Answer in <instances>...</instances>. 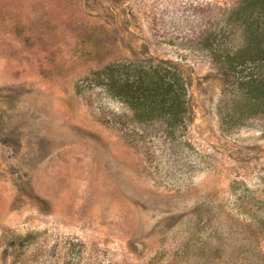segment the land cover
I'll return each mask as SVG.
<instances>
[{
    "label": "rangeland",
    "instance_id": "374dc122",
    "mask_svg": "<svg viewBox=\"0 0 264 264\" xmlns=\"http://www.w3.org/2000/svg\"><path fill=\"white\" fill-rule=\"evenodd\" d=\"M254 1L0 0V264H264V103L239 89L264 58L225 61ZM153 69L180 106L143 132L116 93Z\"/></svg>",
    "mask_w": 264,
    "mask_h": 264
},
{
    "label": "trees",
    "instance_id": "16d2710c",
    "mask_svg": "<svg viewBox=\"0 0 264 264\" xmlns=\"http://www.w3.org/2000/svg\"><path fill=\"white\" fill-rule=\"evenodd\" d=\"M257 6L260 7L261 4H264V0H255ZM261 3V4H260ZM241 8V7H240ZM264 10V6H262ZM209 10V9H208ZM210 11V10H209ZM241 16L234 19L232 22L234 25H239L242 27L246 34V42L248 44L247 47H241L237 51L232 52L231 54H227L225 61L229 65V69H238L245 67L246 61H252L250 55L252 53L260 54L261 57L264 58V50L258 49L261 42L256 43L255 32L258 33L261 31L264 34V27L260 29L258 24H250L248 18L246 17V8H242ZM262 20L264 19V12H260ZM263 13V14H262ZM261 34V37L264 39V35ZM259 35V34H258ZM259 37V36H258ZM257 37V38H258ZM207 37L204 38L206 40ZM255 42L254 44H251ZM264 43V41H262ZM258 50V52H254ZM115 70V69H114ZM113 69H108L109 76L108 79L116 82L114 76ZM123 70H125L123 68ZM126 75H128L126 73ZM129 76V75H128ZM132 82H129L128 79L125 78L123 85L119 87L117 90V95H123L129 103V108L132 111H135L134 116H136L140 121H144V125L140 127L141 131H147L148 126H154V124L150 123L152 115L155 113V122H158L157 117L168 115V124L176 121L177 111L179 109L180 103L178 97L174 94V83L168 82V72L159 73V70L153 69L148 71H143L138 73ZM174 79V78H173ZM114 86H111L113 88ZM239 89L241 92H245L246 96L256 102L262 101L264 103V79L257 80L255 78H249L242 81L239 84ZM139 91H142L138 93ZM248 104H251L249 101ZM113 116V115H112ZM116 124V123H115ZM126 122H120L121 127L126 126ZM167 131V127H166Z\"/></svg>",
    "mask_w": 264,
    "mask_h": 264
}]
</instances>
